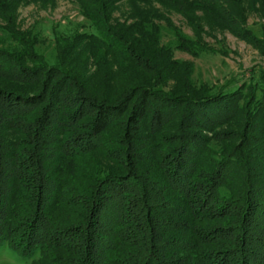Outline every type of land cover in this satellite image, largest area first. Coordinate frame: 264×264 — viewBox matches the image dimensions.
<instances>
[{
  "label": "trees",
  "instance_id": "16d2710c",
  "mask_svg": "<svg viewBox=\"0 0 264 264\" xmlns=\"http://www.w3.org/2000/svg\"><path fill=\"white\" fill-rule=\"evenodd\" d=\"M75 1L92 29L49 64L35 35L15 28L18 0H0V17L12 22V39L0 37V75L20 86L0 89V244L32 257L28 264H264V172L254 163L264 159V70L234 90L166 89L182 62L162 42L155 18L164 14L153 0H134L142 7L128 23L115 16L124 0ZM157 1L183 15L202 10L254 42L245 0ZM166 25L177 48L214 51L199 24L190 22L194 37ZM96 48L109 54L106 66L127 74L109 98L89 85L85 57ZM250 89L259 110L246 116L239 141L212 157L207 135L195 129L232 118ZM126 112L116 141L110 130ZM117 143L120 154L109 155L105 146ZM96 152L113 165L101 167Z\"/></svg>",
  "mask_w": 264,
  "mask_h": 264
},
{
  "label": "rangeland",
  "instance_id": "374dc122",
  "mask_svg": "<svg viewBox=\"0 0 264 264\" xmlns=\"http://www.w3.org/2000/svg\"><path fill=\"white\" fill-rule=\"evenodd\" d=\"M121 4V7L115 10V16L121 22L124 21L126 23L132 20L131 18L127 20L129 13L142 7L140 1L134 0L132 4H130V1L125 0ZM151 4L156 14H164V18L162 19L155 18V22L162 23L164 26L162 30V42L170 44L173 48L171 57L182 62L181 65L176 66L167 78L166 89L192 90L201 87H214V89L227 87L228 90H234L243 81H250L253 78L252 75L260 77V71L264 70V0H245L246 8H244L243 14L246 17V23L244 25L251 31L253 43L241 38L230 28L216 23L202 10L194 9L183 15L177 10H168L157 0H153ZM190 22L200 25L201 33L205 42H207L206 44L210 45L214 51H203L197 55L176 47L175 35L166 23L177 25L185 33L194 37L195 32ZM10 23L12 22L0 17V37L8 41L12 39V32L10 33L5 27H8ZM15 23L16 29L27 32L31 31L35 35L37 41L36 49L49 64L58 63L66 51L72 49L67 47L78 43L77 40L75 41L74 35L80 31L92 29V26L89 25V21L82 14L75 0H18ZM79 43H81L80 40ZM81 48H76L73 53L77 54ZM109 59V54L99 48H96L95 54L91 50H88L85 57L87 74L91 75L89 79L90 87H94L93 91L96 94H105L108 98L110 93H120L119 90L121 84H123V78L127 75L123 73L120 75L117 72V65L106 66L105 62H109ZM27 63L32 65L33 61L28 60ZM77 65L84 64L78 61ZM10 70L15 74L18 72L16 71V67L14 69L10 68ZM1 76L0 89L2 87L19 89L18 82L12 83L10 79L6 78L9 75ZM245 90L248 91L247 89ZM254 90L250 89L248 94L245 91L247 95H245V98L239 104L242 108H234L232 118H227V120L211 130H208L204 126L198 130L195 129V131L201 130L207 135L209 146L213 148V152L211 150L210 153L212 157H218L225 147L229 148L235 145L239 141V131L244 129L246 116L254 114L253 110L255 111V109L259 110V102H253ZM262 100H264V94ZM127 113L121 116V122L118 121L119 123L110 130V133H112L110 135L115 139L117 138V133L120 132L121 126H124L123 119H127ZM262 115V111L255 113V116L259 118H262ZM167 127L164 133L165 135H171L174 125L167 124ZM17 135L18 132L13 130L10 132L9 137L15 138ZM152 142V144L149 142V145H155L156 142L154 140ZM105 147L109 155L113 156L117 152L116 155L118 156L120 154L118 151L122 148V144L117 143L115 146L107 144ZM102 151L105 150L103 149ZM92 154H94V158L101 167L108 168L109 165H113V160L105 156V154L102 156L101 152ZM260 154H264V150L260 151ZM254 163L260 164V167H262L260 171L264 172V159H255ZM149 165L151 166L150 162ZM235 173V175H238L235 181L239 183L242 180V177L239 176L241 173ZM259 179L260 177L255 181V186L258 185ZM180 199L179 197L178 201ZM171 217H173L172 219L180 218L184 221L186 219V217H182L179 214ZM31 260L32 257H25L19 250L14 249L8 243L0 244V264H28Z\"/></svg>",
  "mask_w": 264,
  "mask_h": 264
}]
</instances>
